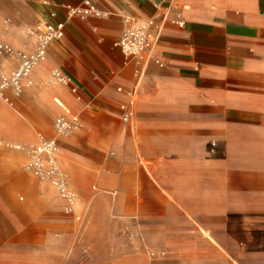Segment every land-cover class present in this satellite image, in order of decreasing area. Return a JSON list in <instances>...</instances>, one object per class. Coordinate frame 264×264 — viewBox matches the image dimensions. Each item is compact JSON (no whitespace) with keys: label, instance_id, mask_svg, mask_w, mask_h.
I'll return each mask as SVG.
<instances>
[{"label":"crops","instance_id":"0c3cea01","mask_svg":"<svg viewBox=\"0 0 264 264\" xmlns=\"http://www.w3.org/2000/svg\"><path fill=\"white\" fill-rule=\"evenodd\" d=\"M83 1L0 0L14 51L65 23L31 84L0 98V264H264V0H91L103 15L69 16ZM127 17L162 25L145 60L117 44ZM63 114L79 119L58 141L69 213L14 147Z\"/></svg>","mask_w":264,"mask_h":264},{"label":"built area","instance_id":"2783aa9c","mask_svg":"<svg viewBox=\"0 0 264 264\" xmlns=\"http://www.w3.org/2000/svg\"><path fill=\"white\" fill-rule=\"evenodd\" d=\"M66 8L69 16L86 17L93 15L98 17L104 14L91 0H84L79 6L67 5ZM125 20L129 26L122 33L117 44L127 56L138 61L145 60L152 53L160 38L162 25L157 23L154 18H147L138 23L134 22L131 17H127ZM64 25L65 23L62 21L43 23L39 24L34 31H30L35 33L37 37V47L32 53L14 51L8 45H0L1 50L15 53L19 60L18 65L9 74H0V98L3 92L8 89L18 94L24 84H31L28 78L32 70L45 58L50 43L62 37ZM157 63L161 65L158 61ZM53 76L59 83L68 84L70 82V79L59 71H53ZM129 115V113H124L123 120H128ZM78 127L79 119L76 115L63 114L54 121L55 135L52 138L39 135V141L34 145H28L27 147L14 145L16 149H26L28 153L26 170L39 179L48 181L58 191L60 197L67 202L65 211L68 213L72 211L77 201V195L70 189L68 179L60 167L58 141Z\"/></svg>","mask_w":264,"mask_h":264},{"label":"rangeland","instance_id":"374dc122","mask_svg":"<svg viewBox=\"0 0 264 264\" xmlns=\"http://www.w3.org/2000/svg\"><path fill=\"white\" fill-rule=\"evenodd\" d=\"M156 255L163 257V256H166L167 254L163 251H158Z\"/></svg>","mask_w":264,"mask_h":264}]
</instances>
